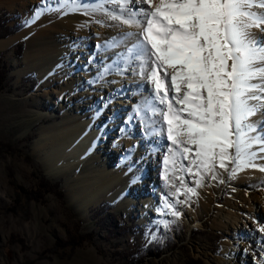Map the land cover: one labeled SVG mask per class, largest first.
I'll return each instance as SVG.
<instances>
[{
	"label": "rangeland",
	"instance_id": "obj_1",
	"mask_svg": "<svg viewBox=\"0 0 264 264\" xmlns=\"http://www.w3.org/2000/svg\"><path fill=\"white\" fill-rule=\"evenodd\" d=\"M139 3L136 0V5ZM98 4L108 12L123 13L133 8L129 0H79L82 10ZM122 4L127 5L123 11ZM62 5L63 0H0V68L3 63L5 67L0 78V264H264V232L258 231L264 226V171L258 168L261 174H256L257 168H248L250 179L254 180L255 175L260 179L250 185L249 177H244L243 185L240 173L244 167L229 160L230 169L224 179L212 173L210 191L206 193L202 188L201 195H197L195 187L203 177V166L192 163L196 159L194 150V155L185 154L186 145L173 144L168 139L167 124L161 115V110L168 111L167 105L154 100L155 86L148 72L141 74L140 60L135 67L142 80L134 81L141 88L140 99L134 101V111L139 105L142 109L135 112L134 120H143L134 122L135 129L136 134L151 132L155 138V163L145 169L142 187L134 181L115 199L104 198L90 204L94 191L79 190L75 196L67 174L60 173L61 165L49 163L50 148L35 151L41 128L54 126L67 113L57 109L55 103L61 102V95L57 98L50 93L54 87L44 88V71L40 73L39 66L20 73L29 42L41 52L39 30L6 47H1V40L22 32L30 21L47 18L50 11L69 7ZM258 5L252 10H261ZM13 25L16 29L6 31ZM86 27L88 34L82 35L88 40L86 47L77 46L79 50L72 58L76 72L84 74V83L93 76L89 67L99 52L97 27ZM254 28L258 33L255 39L264 37V24ZM8 34L11 35L1 38ZM138 41L139 37L137 45ZM107 87L110 89V84ZM168 95L171 98L173 93L169 91ZM256 96L260 97L254 103L256 111L247 121L255 122L257 125L253 126L259 129L264 122V92ZM122 124L129 126L123 121ZM124 148L114 154L112 164L125 160ZM97 153L111 152L99 147ZM177 156L182 157L180 170L184 179L175 199L157 189L162 188L160 174L166 170L171 173L170 166ZM79 171L76 168L72 175ZM42 181L51 189H41ZM36 188L41 196L33 194ZM202 194L210 199L205 202L206 207L201 202ZM163 195L167 196L168 205L161 200ZM73 240L81 244L74 246Z\"/></svg>",
	"mask_w": 264,
	"mask_h": 264
},
{
	"label": "bare ground",
	"instance_id": "obj_2",
	"mask_svg": "<svg viewBox=\"0 0 264 264\" xmlns=\"http://www.w3.org/2000/svg\"><path fill=\"white\" fill-rule=\"evenodd\" d=\"M157 2L158 0H153V3ZM256 3L259 4V0H256ZM98 5L76 11H69L67 8L58 12L50 11L47 18L38 22L30 21L29 26L22 32L1 40V47H6L15 40L39 30L42 54L38 49L33 48L32 42H29L24 55L25 66L20 73L33 66H39L40 73L44 71L42 76L44 88L54 87L50 93L55 94L57 98L61 95V99L59 97L61 102L55 103V105L59 110L65 109L67 114L54 126L41 128L40 135L34 143V149L39 153L41 150L51 149L52 154L48 155L49 163L61 165L58 166L60 173L67 174L68 182L71 181L75 190V196L80 191L89 193L90 190H93L94 194L89 200L90 204L97 203L104 198L115 199L116 194L126 191V188L134 181H138V185L142 187L145 169L151 162L155 163V154L154 151L152 152V148L155 149L153 146L154 135L151 132L136 134L137 128L135 129L134 123L143 120L142 118L134 120L135 112H140L142 109V105H139L134 111L136 102L140 99L138 93L141 89L134 81L137 78L140 81L142 79L138 77L135 67L138 59H133L134 52L132 51L137 45V33L142 29L135 23L124 24L122 20L128 18L129 11L135 9L129 8L123 13L108 12L104 10L105 8L93 11ZM147 6V4L140 3L136 5V7L145 9L148 8ZM255 11L258 10L255 9ZM109 14L119 16L121 19H110ZM137 18L142 19L139 16ZM86 25L97 27L95 28L97 31L95 38L99 52L95 53V61L89 67V69H93V76L87 80V83H84L81 77L84 74L76 72V65L72 62V58L76 50H79L77 46L86 47L88 40L85 41L82 37L83 34H88ZM249 31L254 38L258 34L254 27ZM79 43L82 44L79 45ZM256 64L264 66L259 61ZM169 70L171 71L170 68ZM74 72L75 76H71ZM251 83L264 86V81L259 77H254ZM108 84H110V89L107 87ZM45 92H49V90ZM259 92H261L259 89H255L250 95L256 96ZM248 103L249 106H253L255 100H249ZM106 116L108 118L102 121ZM122 121L129 126L122 124ZM256 134L257 132L249 133L250 136ZM110 136L112 138H109ZM99 140L103 142L100 143ZM108 141L109 144L106 143ZM122 146L127 152L125 160H120V163L116 165L112 164L114 154ZM186 146L195 148L193 145ZM99 147L111 153H97ZM258 148V145H252L250 150L258 151ZM148 151H151V156L148 155L150 157L147 156ZM234 151V149L229 150L231 155L234 154ZM191 153L194 155V151ZM258 155L264 156V153H258ZM181 158L177 156L171 164L170 174L167 173V170L160 174L163 183L161 182L162 188L157 189L160 193L164 190L169 197L174 196L175 199L181 190L180 184H183L184 179V172L180 170L182 167ZM263 161L264 159L257 158L255 163L264 165ZM198 162L199 160H197L196 166L200 165ZM225 164L227 166L221 168L217 159L211 171H207L203 167V177L199 179L198 186L195 187L197 195H201L202 188L206 190V193L210 191L212 173L216 174L218 178L224 179L230 169L229 160H226ZM76 168H79L80 171L73 176L72 172ZM248 168L241 171L240 184H246L242 180L244 177L250 179L251 171ZM254 171L256 174L260 173L258 168ZM259 179L260 176L255 175L254 180L250 179V185H254L253 183ZM206 180L209 181L208 186L204 183ZM161 197L164 204L168 205L167 196ZM202 197L201 202H204L206 207L205 202H210V199L203 194ZM127 202L130 203V200Z\"/></svg>",
	"mask_w": 264,
	"mask_h": 264
},
{
	"label": "snow or ice",
	"instance_id": "obj_3",
	"mask_svg": "<svg viewBox=\"0 0 264 264\" xmlns=\"http://www.w3.org/2000/svg\"><path fill=\"white\" fill-rule=\"evenodd\" d=\"M139 2L149 7H136V0H129L135 10L122 23L142 29L133 59L140 60L141 74L148 72L155 86L154 100L167 105L168 111L161 110V115L168 139L173 144L194 145V149L184 147V153L194 150L192 163L199 160L207 171L217 159L221 168L232 160L238 167L264 171V165L255 163L257 158L264 159L258 155L264 153V122L259 129L255 122H247L256 111L249 100L260 99L250 93L264 92V86L251 83L254 77L264 81V66L256 64L264 65V37L257 40L249 31L264 24V0H259L258 11L252 10L256 0ZM64 5L69 11L80 10L79 0H63ZM126 6L121 5L122 11ZM109 18L121 19L111 14ZM252 145H258V151H251ZM258 231L264 232V226Z\"/></svg>",
	"mask_w": 264,
	"mask_h": 264
},
{
	"label": "trees",
	"instance_id": "obj_4",
	"mask_svg": "<svg viewBox=\"0 0 264 264\" xmlns=\"http://www.w3.org/2000/svg\"><path fill=\"white\" fill-rule=\"evenodd\" d=\"M7 29L8 30H6V31H9V30H14V29H16V26L14 27V25L13 26H11V27H7ZM5 31V32H6ZM18 31V30H17ZM16 31V32H17ZM15 33V32H14ZM11 34H13V33H11ZM11 34H8V35H5V36H3V37H1V38H5V37H7V36H9V35H11ZM0 60H1V58H0ZM4 66V63L1 65V68H0V78L3 76V74H4V69H5V67H3ZM40 176H43V175H40ZM44 177V176H43ZM39 185L41 186V189H43V188H46V187H50L51 185H49L48 183H46V182H44V181H42L41 183H39ZM53 186V185H52ZM20 187V189L22 188L21 186H19ZM43 187V188H42ZM57 187V186H56ZM37 189V188H36ZM50 189H51V187H50ZM22 190H24V191H26L25 189H22ZM33 194L35 195V196H37V195H40L39 194V190L37 189V191L36 190H33ZM38 192V193H37ZM61 192L59 191L58 192V194H60ZM31 194H32V192H31ZM41 196V195H40ZM106 209V208H105ZM73 242V244H74V246H77V245H80L81 243H80V241L78 240H76V242L73 240L72 241Z\"/></svg>",
	"mask_w": 264,
	"mask_h": 264
}]
</instances>
